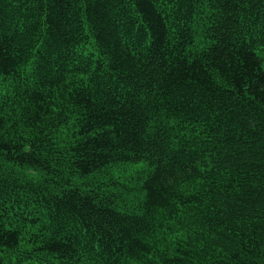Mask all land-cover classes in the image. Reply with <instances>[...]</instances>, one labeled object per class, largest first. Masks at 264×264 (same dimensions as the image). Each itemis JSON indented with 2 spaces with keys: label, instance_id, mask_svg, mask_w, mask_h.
<instances>
[{
  "label": "trees",
  "instance_id": "trees-1",
  "mask_svg": "<svg viewBox=\"0 0 264 264\" xmlns=\"http://www.w3.org/2000/svg\"><path fill=\"white\" fill-rule=\"evenodd\" d=\"M0 264H264V0H0Z\"/></svg>",
  "mask_w": 264,
  "mask_h": 264
},
{
  "label": "rangeland",
  "instance_id": "rangeland-1",
  "mask_svg": "<svg viewBox=\"0 0 264 264\" xmlns=\"http://www.w3.org/2000/svg\"><path fill=\"white\" fill-rule=\"evenodd\" d=\"M130 173H132V170H131V171H129L128 175H130Z\"/></svg>",
  "mask_w": 264,
  "mask_h": 264
}]
</instances>
